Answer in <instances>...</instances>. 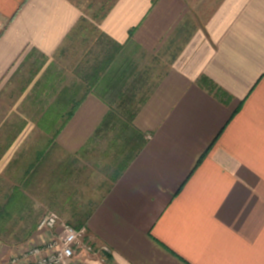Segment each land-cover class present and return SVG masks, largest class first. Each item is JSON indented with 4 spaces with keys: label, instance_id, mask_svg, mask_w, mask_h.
Listing matches in <instances>:
<instances>
[{
    "label": "crops",
    "instance_id": "obj_1",
    "mask_svg": "<svg viewBox=\"0 0 264 264\" xmlns=\"http://www.w3.org/2000/svg\"><path fill=\"white\" fill-rule=\"evenodd\" d=\"M109 9L0 0V209L87 227L83 264H264V0ZM88 22L121 55L102 95Z\"/></svg>",
    "mask_w": 264,
    "mask_h": 264
},
{
    "label": "rangeland",
    "instance_id": "obj_2",
    "mask_svg": "<svg viewBox=\"0 0 264 264\" xmlns=\"http://www.w3.org/2000/svg\"><path fill=\"white\" fill-rule=\"evenodd\" d=\"M83 9L86 11L87 16L94 20L99 21L107 13L109 7L115 0H77ZM83 25L82 36H77L72 43V61L75 62L77 73L85 78L88 75V70L91 67H97L104 69L106 66L115 65L120 61L121 55L117 52L118 47L111 46L107 41H104L96 31L92 30L91 24L88 22ZM95 26L94 24H92ZM124 56V55H123ZM111 66L109 70L102 74L101 80L104 83L105 80L111 79L113 73L111 72ZM128 68V67H127ZM103 71V70H102ZM86 72V73H85ZM86 75V76H87ZM85 80V79H84ZM99 81L91 80L89 83H94V90L101 95L104 94L103 85ZM144 87V85H143ZM148 87H144L146 90ZM119 143V141H117ZM27 207L24 208L23 219L12 215L11 212L14 209L3 210L0 209V263H4L12 255H19L24 251L36 248L37 246H44L53 242L63 231V227L60 222L68 223V221L61 218V216L53 211L47 210L42 212L37 206L31 204L36 201L31 196H27L25 199ZM57 214L59 217V224L55 228H48L40 230L38 224L50 214ZM12 215V216H10ZM10 216V217H8ZM21 219V222H16ZM7 224L6 221H10Z\"/></svg>",
    "mask_w": 264,
    "mask_h": 264
},
{
    "label": "built area",
    "instance_id": "obj_3",
    "mask_svg": "<svg viewBox=\"0 0 264 264\" xmlns=\"http://www.w3.org/2000/svg\"><path fill=\"white\" fill-rule=\"evenodd\" d=\"M59 224V217L53 213L43 219L38 227L40 230L55 228ZM62 225L61 235L55 237L53 242L44 246H37L24 251L19 255H12L4 263L0 264H83L81 256L83 253L99 254L106 253L109 248L102 246L95 248L89 236L87 227H75L69 223L60 222Z\"/></svg>",
    "mask_w": 264,
    "mask_h": 264
},
{
    "label": "trees",
    "instance_id": "obj_4",
    "mask_svg": "<svg viewBox=\"0 0 264 264\" xmlns=\"http://www.w3.org/2000/svg\"><path fill=\"white\" fill-rule=\"evenodd\" d=\"M109 8H110V7H109ZM109 10H110V9H109ZM109 10H108V11H109ZM108 11H107V12H108ZM83 20H84V19H83ZM102 70H103V69H100V70H99V68L93 67V70H92L93 73H91V75H88L86 79L89 80L90 82H91V80H94V81H99V80H101V78H102V76H101V75H102V74H101V73H102ZM93 84H94V83H93ZM110 88H111V87H110ZM110 90H112V88H111Z\"/></svg>",
    "mask_w": 264,
    "mask_h": 264
}]
</instances>
